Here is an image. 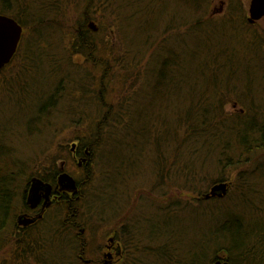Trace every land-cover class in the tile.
Wrapping results in <instances>:
<instances>
[{"label": "trees", "instance_id": "obj_1", "mask_svg": "<svg viewBox=\"0 0 264 264\" xmlns=\"http://www.w3.org/2000/svg\"><path fill=\"white\" fill-rule=\"evenodd\" d=\"M211 2L0 0V14L24 28L0 75L17 63L11 88L43 103L27 120L40 126L38 132L29 135L28 128L25 135L46 133L44 125L59 111L71 124L86 125L71 141L91 151L77 199L58 204L68 217L49 220L47 212L18 226L15 199L21 194L27 208L29 179L19 193L21 174L9 171L5 149L15 122L6 129L1 121L0 250L11 228L15 261L0 264H87L78 230L107 225L120 245L115 264H214L222 258L264 264V28L235 0L215 18ZM72 6L78 14L65 27ZM114 90L122 91L117 102L111 101ZM25 99L19 103L28 104ZM230 99L244 110L227 112ZM147 163L157 181L138 188L133 183L142 182ZM98 165L103 172L92 191ZM59 170L55 163L36 176L54 178ZM220 181L232 182L228 196L205 201L204 193ZM180 189L188 196L176 197Z\"/></svg>", "mask_w": 264, "mask_h": 264}, {"label": "rangeland", "instance_id": "obj_2", "mask_svg": "<svg viewBox=\"0 0 264 264\" xmlns=\"http://www.w3.org/2000/svg\"><path fill=\"white\" fill-rule=\"evenodd\" d=\"M231 1L232 0H212L211 4L208 7V12L211 13L213 16H215V18L221 19L223 16H225V13L227 12V9ZM235 1L241 3L242 6L245 8L246 14L249 15L251 0H235ZM77 14H78L77 8L75 6L74 7L72 6L68 13L69 20L65 21L64 22L65 24L63 26L65 27L73 26V22L76 19ZM258 23L262 28H264V18L259 20ZM116 34H115V39H118L117 38L118 34L117 35ZM119 44L120 43H117V46ZM18 69H19V65L15 63L13 65H10V67L5 70L3 75H0V82L4 81L5 82L4 86L8 90L6 91L5 89V92L3 91L1 92L2 93L1 100L3 104L2 106H0V126L2 121V123L7 129V125L15 122L14 126L13 125L8 126V129L12 128L10 131H8V134L11 136L12 139L6 140L5 149L8 150V153H10L6 156V162L10 167L9 171H15L16 173L21 174L16 176V181H15L16 183L15 185L18 189V192L21 193V190L25 188V183L28 181V179H30L33 176H36V174L38 173L46 174V169L51 168L52 165H55V163L57 164V166L61 165V159L69 156V154L65 153V151L67 148L69 149L70 146L73 145V142L71 140H73L78 135H84L83 133L84 130H86L85 127L86 125L82 124L81 126H76L74 124H71L68 117L65 114L62 115L58 111L53 116L52 124H49L48 126L46 123V126L44 125V128L46 129L45 130L46 133L40 135L35 133V135H31V136L25 135L28 133V128L30 129V132L28 133L29 135L31 133V130L37 129L38 132L39 130L38 127L40 126L34 123L32 125L28 124L27 120H30V118H33L37 115L38 109L43 106V103H38L39 100H37L36 98L32 99L29 97L25 99L22 96V94H20V89L18 87L11 88V84L13 83V81H16L14 79V76L16 75ZM120 87L121 85L118 84L117 89ZM52 91L50 90V92ZM121 93L122 91L119 92V90H114L113 94L111 95V97H113L111 101L117 102L119 97L122 98ZM21 99L23 101L24 99L27 100L28 104L25 102L22 103L23 105L19 103ZM30 103L31 104L33 103V106L28 107L27 105H29ZM243 110H244V106L238 101L233 99H230L226 105V111L229 113H236ZM172 155L173 154L171 153L170 156ZM260 158H258L256 161L258 162ZM148 163L145 165L147 167L146 175L148 178L145 175L146 178L142 177L141 178L142 182L137 181L133 183L134 186H137L138 188L140 187L144 188L145 186L142 183L149 184L152 181L153 184L156 183L157 181L156 174H153L152 164L149 167L147 166ZM92 171H93L92 176H95V178L93 179V181H91L90 186L92 188L91 190L95 191L96 187L98 186V180H99L98 176L101 172H103V170H101L100 165H98V167L97 166L93 167ZM69 173H72L77 179L82 176L81 174H83V172L77 167V164H73L69 166ZM226 182L230 183V188H229L230 191V189L232 188V182L231 181H226ZM211 186L208 188V190L205 193H207L210 190ZM175 188H179L178 185ZM174 193L176 197L185 198L188 196V194L186 193L182 194L181 189L179 191L175 190ZM154 194L157 195L158 194L157 191H155ZM228 194L219 199H225L228 196ZM211 199H204V200L211 201ZM15 201H16L15 202L16 211L14 212V222L15 221L17 222L18 215L24 213L25 208H24V203L22 202L21 194L17 196ZM139 203H140L139 201L137 203L134 202L137 212H141L142 210L141 203L140 204ZM194 204L199 205L197 201L194 202ZM59 207H60L59 205H55L48 211L49 220H52V218L55 217L57 219L64 220L68 217V212L65 210H63L62 213L59 214L60 211ZM73 209L75 210L76 207H73ZM179 222H181L180 219ZM90 223L92 225H97L92 220H90ZM49 225L50 224L47 223L45 227H49ZM81 227L82 226H80V228ZM108 227H114V226L111 225H107L105 227L91 226L90 228L84 231H80V229L78 230V232L80 231L81 234L84 235L85 243L87 244L86 253L88 254L87 255L88 259H86V261L87 260L93 261V259H95L98 262V264H106L105 261H108L109 264H115L117 262L119 256L116 253L111 259L105 257L106 253H104V249H105L104 247L106 246V244H112L113 246L114 245L117 246V244H115L117 242L113 241L111 243L110 238H108L109 237V235L107 234ZM14 237L15 236L11 228L7 229L2 234V239L8 242L6 243V246H4L0 250V262H2L4 259H9L10 257H12L13 261H15L14 260L15 256L12 254L14 249L12 243L15 242ZM111 238H113V235L111 236Z\"/></svg>", "mask_w": 264, "mask_h": 264}, {"label": "water", "instance_id": "obj_3", "mask_svg": "<svg viewBox=\"0 0 264 264\" xmlns=\"http://www.w3.org/2000/svg\"><path fill=\"white\" fill-rule=\"evenodd\" d=\"M264 18V0H251L249 8V21L251 23L257 22ZM91 28L96 29L95 24H90ZM24 28L13 17L0 14V70L10 64L15 57L22 37ZM75 147V144H74ZM87 159H84L86 161ZM230 183L226 181H220L214 183L210 190L203 195L204 199L222 198L228 194ZM57 190L67 191L72 194L78 193V186L75 178L68 172H62L58 179ZM53 186L45 183L39 178H33L31 186L28 192L27 203L32 207H37L42 198H45L44 208L51 205V194ZM44 192V195H43ZM36 221L35 217L22 215L18 217L17 223L20 226H28ZM114 241L113 238L110 239ZM112 253L108 252L105 257L112 258ZM90 263V260L86 261ZM109 264L108 261H105ZM214 264H230L229 258L218 259Z\"/></svg>", "mask_w": 264, "mask_h": 264}, {"label": "flooded vegetation", "instance_id": "obj_4", "mask_svg": "<svg viewBox=\"0 0 264 264\" xmlns=\"http://www.w3.org/2000/svg\"><path fill=\"white\" fill-rule=\"evenodd\" d=\"M74 144H75V147H74ZM78 144H79V142H73V145H71L69 149L67 148L68 149L67 154H69V156L67 158L65 157L64 159H61V165L59 166V169H60L59 173L54 178L53 177L44 178V177H40V176H33V177H31L29 179L27 197H28V192H29L30 186H31V181H32L33 178H39L43 182L51 184L53 186V191H52V194H51V200H52L51 201L52 202L51 205L46 207V208H44L45 207L44 206L45 198L43 197L41 202H40V204L37 207L32 208L27 203V200H26L27 208L25 209V212L20 214V215H18V217H20L22 215L35 217L36 221L34 223H36L39 220H42L44 218L45 214L52 207H54L55 205L61 204L64 201H67L70 206L73 204V201L75 199H77V194L78 193L72 194V193L67 192V191H60V190H57L56 187L58 185V179H59L60 174L62 172H68L69 173V166L70 165L77 164V167L83 173H86L87 170L89 169V166H90V163H91V158H90L91 151H90V148L89 147H84V149H82V151H80L78 149ZM84 159H87V160L84 161ZM69 174H71L75 178V180L77 182L78 190L80 191V185L78 183V179L72 173H69ZM43 195H44V192H43ZM18 217H17V220H18ZM17 225H18V223H17ZM23 227H26V226H23ZM84 230L85 229H81L80 231H84ZM111 236L112 235H109L108 238L111 239ZM113 239H114V236H113ZM114 241H115V239H114ZM115 244H117V246H115V245L113 246L112 244H106V246L104 247L105 248L104 249V253L107 254L108 252H111L113 256L115 255V253L119 255V247H120V245L118 243H115Z\"/></svg>", "mask_w": 264, "mask_h": 264}]
</instances>
